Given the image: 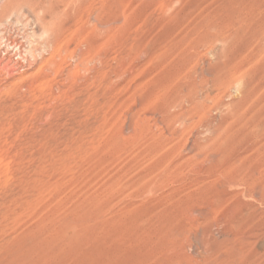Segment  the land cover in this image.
Instances as JSON below:
<instances>
[{
	"label": "rangeland",
	"instance_id": "obj_1",
	"mask_svg": "<svg viewBox=\"0 0 264 264\" xmlns=\"http://www.w3.org/2000/svg\"><path fill=\"white\" fill-rule=\"evenodd\" d=\"M0 45V264H264V0H0Z\"/></svg>",
	"mask_w": 264,
	"mask_h": 264
},
{
	"label": "bare ground",
	"instance_id": "obj_2",
	"mask_svg": "<svg viewBox=\"0 0 264 264\" xmlns=\"http://www.w3.org/2000/svg\"><path fill=\"white\" fill-rule=\"evenodd\" d=\"M120 8V7H119ZM79 11V10H78ZM61 12V11H60ZM57 20V19H56ZM124 29V28H123ZM116 30V29H115ZM170 33V32H169ZM60 34V33H59ZM100 35V34H99ZM14 42V41H13ZM15 45V44H14ZM1 46V45H0ZM3 46V45H2ZM8 47V46H7ZM6 52H7V50H5ZM90 51V50H89ZM9 52V51H8ZM7 52V53H8ZM13 52V51H12ZM17 52V51H16ZM1 53V52H0ZM11 53V52H10ZM15 53V52H14ZM14 53L12 54V56L11 55H8V58H7V60L5 59V58H3V59H5L6 60V64H3V67H4V71L3 70H1V71H3L4 73H8V74H10V73H13V74H17V75H20L21 73H23L24 74V72L25 71H27V68H25L24 67V64H22V62L21 61H19L18 63L16 62L14 65H13V60H12V58H13V56H14ZM9 54V53H8ZM4 55H5V53H4ZM15 55H18L17 53L15 54ZM28 55V54H27ZM7 56V55H6ZM2 57V56H1ZM19 57H25V56H18V58L17 59H19ZM2 59V60H3ZM25 59V58H24ZM1 60V61H2ZM23 60V59H22ZM25 60H27V59H25ZM24 60V61H25ZM0 61V62H1ZM29 61V60H28ZM5 62V61H4ZM21 62V63H20ZM2 63H3V61H2ZM29 63V62H28ZM34 63V62H33ZM30 64H31V66H33V64L31 63V61H30ZM28 65V64H27ZM2 66V65H1ZM0 66V67H1ZM30 66V65H29ZM183 67V66H182ZM2 68V67H1ZM29 68V67H28ZM31 70V69H30ZM6 71V72H5ZM3 73V74H4ZM7 73L5 74V75H7ZM3 76V75H2ZM8 76H10V75H8ZM25 76V75H24ZM241 76V78H243L242 77V75H240ZM22 77V76H21ZM20 77H18V79H19ZM21 79V78H20ZM237 79H236V74L235 73H232L231 71H230V73H229V75H226V76H224L223 78H221L220 80H219V82H214L215 83V86H216V88L218 89V92H219V94H218V97L220 96V94L222 95V94H225L227 91H228V89L230 90V86H232L234 83H235V81H236ZM241 79H239V80H237V81H240ZM205 81V80H204ZM5 82V81H4ZM252 83L253 82H258V84H257V86H255V87H253V88H251V90L250 89H248L249 91L246 93V96H245V94H244V96H245V98L243 99V101L241 102V108L242 109H253V108H255L256 107V104H255V97L257 96V94L260 92V90H261V88H262V85L264 84V77H261V78H256V79H253L252 81H251ZM237 83V82H236ZM239 83V82H238ZM248 86H249V84H248ZM232 89V88H231ZM196 91V90H195ZM236 91V90H235ZM246 91V90H245ZM190 92H192V91H190ZM231 92V91H230ZM238 92H241L240 91V89H238ZM189 95V94H188ZM187 95V96H188ZM189 97V96H188ZM166 98V97H165ZM164 99V98H163ZM190 100V99H189ZM164 101V100H163ZM209 102V101H208ZM238 107V106H237ZM166 108V107H165ZM202 110V109H201ZM238 110H241V109H238ZM237 110V111H238ZM248 111V110H247ZM234 114V113H233ZM193 121V120H192ZM1 129V128H0ZM233 177V176H232ZM236 177V176H235ZM238 179V178H237ZM255 179V178H254ZM232 180V179H231ZM242 180V179H241ZM233 182H235L236 180H232ZM238 181H240L239 179H238ZM238 181L236 182V183H238ZM253 181V180H252ZM232 182V183H233ZM243 182V181H242ZM258 182V181H257ZM240 183V182H239ZM264 188V187H263ZM262 191H264V189H262ZM263 193V195H262V200H264V192H262ZM253 196H254V194H252ZM216 203V202H215ZM249 209V208H248ZM249 211V210H248ZM253 214V213H252ZM252 214L251 213H249L248 214V216H246V218H248V219H251L252 218ZM247 219V220H248ZM246 220V219H245ZM246 220V221H247ZM245 221V222H246ZM168 230V229H167ZM178 232V231H177ZM191 238V237H190ZM153 240V239H152ZM167 242V241H166ZM176 242V241H175ZM174 242H167V244H165V242H163V243H156V244H154V242H151V245L149 246L148 245V249H146V253L148 254V255H142V253H143V250H140L142 253H139L140 255H138V261H136V262H133V263H131V264H183L184 262V260H186V262H187V260L188 261H190L191 260V258L190 257H188V256H186L185 255V253H184V251H182V250H176V248L174 247V244H173ZM178 246V245H177ZM179 247V246H178ZM119 249V248H118ZM207 249V248H206ZM159 251L160 252V254L158 255V256H154V255H152V252L154 253V251ZM101 251V250H100ZM208 251V250H207ZM103 252V251H102ZM209 252V251H208ZM227 253L229 252L231 255H228V256H230L229 258H227L225 255H226V253L224 254V256L226 257L225 259H223V258H218V259H214L213 260V262L212 263H209V259L208 258H210L211 256H213L212 255V253H210L208 256L209 257H207V258H205L204 259V263L203 264H235L236 262H238L237 260H239V257L241 256L240 255V253H238V252H235V250L233 251V250H229V251H226ZM98 253V252H97ZM110 253V252H109ZM145 253V252H144ZM203 254V253H202ZM94 257V256H93ZM93 257H91V258H93ZM243 257V256H242ZM244 258V257H243ZM211 259V258H210ZM135 260V259H134ZM123 261V259H121L119 256H114V257H112L111 256V254H103V253H98L97 254V256H95V258L92 260V262L91 263H89V264H121V262ZM201 261V260H200ZM185 262V263H186ZM127 263V262H126ZM193 262L192 261H190V264H192ZM199 264V263H198ZM202 264V263H201ZM236 264H241L240 262L239 263H236ZM244 264H247V263H244ZM250 264H253V263H250Z\"/></svg>",
	"mask_w": 264,
	"mask_h": 264
}]
</instances>
